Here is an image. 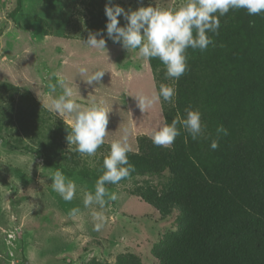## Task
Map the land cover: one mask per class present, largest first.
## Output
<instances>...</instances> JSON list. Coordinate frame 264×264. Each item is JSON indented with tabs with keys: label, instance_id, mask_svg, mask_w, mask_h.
Returning <instances> with one entry per match:
<instances>
[{
	"label": "rangeland",
	"instance_id": "obj_1",
	"mask_svg": "<svg viewBox=\"0 0 264 264\" xmlns=\"http://www.w3.org/2000/svg\"><path fill=\"white\" fill-rule=\"evenodd\" d=\"M90 0H0V264H160L157 256L164 241L178 234L180 212L163 216L141 195L147 189L162 190L170 184L168 171L152 176H135L108 184L116 200L105 197L106 226L94 231L91 212L85 208L84 192L95 190L98 165L108 155L113 140L127 135L139 152L141 140L167 123L168 115L183 119L186 108L199 110L206 125L204 149H212L217 133V111L229 110L222 103L210 105L207 91L214 83L212 69L187 53L188 68L178 79H166V68H154L107 38L106 49L85 45L89 33ZM185 0H115L125 10L149 5L179 8ZM16 11V12H15ZM121 21L125 23L123 16ZM88 75L99 69L106 73L100 82L88 84L79 69ZM65 79L73 86L74 100L84 106L106 101L109 134L94 156L76 157L75 145L65 144L53 164L46 162V145L53 142L59 122L71 128L72 118L50 110L51 99ZM186 80L193 81V94L184 96ZM175 88L174 105L161 99L146 112L135 96L158 92L160 84ZM50 85H56L53 92ZM201 88H199L198 87ZM200 89V90H199ZM218 107V108H217ZM238 133L240 129L237 128ZM183 140L189 134L181 128ZM152 141V140H151ZM174 143L169 147L172 149ZM73 180L77 193L65 201L52 189L56 170ZM87 175V176H85ZM41 181H43L41 183ZM79 208L72 217L70 211Z\"/></svg>",
	"mask_w": 264,
	"mask_h": 264
},
{
	"label": "trees",
	"instance_id": "obj_2",
	"mask_svg": "<svg viewBox=\"0 0 264 264\" xmlns=\"http://www.w3.org/2000/svg\"><path fill=\"white\" fill-rule=\"evenodd\" d=\"M89 2V27L95 33L106 30L107 0ZM20 8L18 0L15 10ZM219 19L218 34L208 33L212 43L206 50H187L212 69L215 81L206 93L210 105L229 108L217 111V129L227 130L213 136L218 152L206 151L191 136L186 143L181 132L172 149L144 138L139 152L128 154L135 171L123 180L172 175L162 190L141 192L163 216L173 210L181 214L179 233L167 237L157 253L160 264H264V12L250 16L239 9ZM149 61L154 68L165 67L159 59ZM185 82L183 94L189 96L195 84ZM174 118L168 115L167 123ZM69 132L58 123L53 142L45 146L49 165L69 144ZM103 161L98 165L102 173Z\"/></svg>",
	"mask_w": 264,
	"mask_h": 264
},
{
	"label": "clouds",
	"instance_id": "obj_3",
	"mask_svg": "<svg viewBox=\"0 0 264 264\" xmlns=\"http://www.w3.org/2000/svg\"><path fill=\"white\" fill-rule=\"evenodd\" d=\"M239 9H245L250 16L259 15L264 12V0H185L179 8L149 5L141 6L136 10H125L118 4H114L113 0H107L105 5L106 33L108 39L121 44L128 52L136 50L139 57L145 61L159 59L166 68V79L178 80L188 68L187 50L189 48L206 50L212 43L208 33L218 34L219 17ZM121 16L125 21L123 26H120ZM84 43L92 49H106L107 40L104 38V30L89 33ZM79 72L82 77L87 76L84 81L90 85L100 82L106 73L103 69H99L88 75L86 67H81ZM58 84L62 91L51 99L50 110L55 111L61 117L70 116L72 118L71 132L67 136L70 150L71 146L75 145V151L80 154L94 156L109 134L110 110L106 101H94L84 106L74 100L77 93L65 79H60ZM50 88L53 92L56 91V85H50ZM175 95L174 87L162 83L158 92L151 95L139 93L134 98L137 107L142 112H146L161 99L174 105ZM185 112V118L182 119L178 115L170 124L164 123L154 131L150 137L154 145L171 146L181 134V128L193 140L203 136L206 125L202 122L200 111L186 108ZM217 132L227 134V130L222 126L217 129ZM211 147L216 149L218 142L213 140ZM131 151L132 147L127 135L113 140L109 153L104 158L103 174L97 179L94 192H84L85 208H92L96 205L101 209L91 212L95 222L94 231H101L108 222V217L103 211L106 205L105 197L111 200L117 199L115 193L109 194L106 185L118 184L135 171V166L129 162L128 158ZM50 178L53 181L52 189L63 200H73L77 193V185L73 180L67 178L59 169ZM79 214V208H73L70 211L72 217H77Z\"/></svg>",
	"mask_w": 264,
	"mask_h": 264
}]
</instances>
